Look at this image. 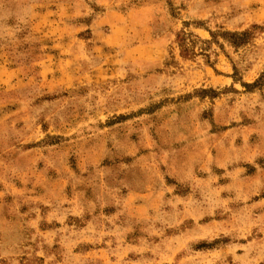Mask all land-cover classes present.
I'll return each instance as SVG.
<instances>
[{
  "label": "rangeland",
  "instance_id": "rangeland-1",
  "mask_svg": "<svg viewBox=\"0 0 264 264\" xmlns=\"http://www.w3.org/2000/svg\"><path fill=\"white\" fill-rule=\"evenodd\" d=\"M0 264H264V0H0Z\"/></svg>",
  "mask_w": 264,
  "mask_h": 264
},
{
  "label": "trees",
  "instance_id": "trees-1",
  "mask_svg": "<svg viewBox=\"0 0 264 264\" xmlns=\"http://www.w3.org/2000/svg\"><path fill=\"white\" fill-rule=\"evenodd\" d=\"M212 35H213V37L215 36V34H212ZM248 35H249L248 32H244L242 34H235V33L226 32L224 34L225 37H230L231 40H233L231 43L237 48L240 46H243L244 44L247 43L246 38ZM178 43H179V46H180L181 51H182V56L184 58H188V57H192V56L196 55V53L194 51L195 41H193L191 34H186V33L182 32L178 36Z\"/></svg>",
  "mask_w": 264,
  "mask_h": 264
}]
</instances>
